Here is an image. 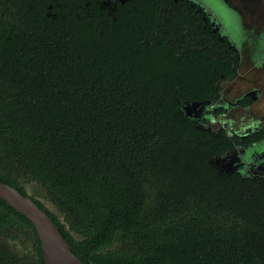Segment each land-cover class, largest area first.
<instances>
[{
	"label": "trees",
	"instance_id": "16d2710c",
	"mask_svg": "<svg viewBox=\"0 0 264 264\" xmlns=\"http://www.w3.org/2000/svg\"><path fill=\"white\" fill-rule=\"evenodd\" d=\"M50 1L0 0V181L84 264H264V177L215 163L263 131L233 142L183 108L216 100L240 63L203 12L142 0L106 24L85 0ZM0 234L32 243L24 258L0 245V264H44L33 224L2 199Z\"/></svg>",
	"mask_w": 264,
	"mask_h": 264
},
{
	"label": "flooded vegetation",
	"instance_id": "af4514ba",
	"mask_svg": "<svg viewBox=\"0 0 264 264\" xmlns=\"http://www.w3.org/2000/svg\"><path fill=\"white\" fill-rule=\"evenodd\" d=\"M45 1L38 0L40 3L43 2V4ZM141 1L85 0V6L90 13L94 12V8L99 9L101 16L107 18L104 20L107 24L108 18L111 16L115 20L118 13L136 10ZM149 1H152V7L154 6L156 9L159 6L157 1L168 3L167 5L175 3L173 5L177 7H180V5L187 6L188 3L198 7L199 12H203V22L208 24L213 40L217 39V42L226 48L228 55H237L239 58L238 72L233 79L224 80L221 83L220 96L214 101H185L183 108L185 111L187 110V114L191 115L210 134L216 137L224 134L232 139L233 142L236 137L246 139L248 137L251 138L252 135L260 131L264 133V125L262 127L250 128L245 132L231 131L225 125H219L218 130H213L214 123L221 124L220 121L228 116L232 122L233 113L236 111H239L238 113L242 111L250 113L249 116L252 119L249 122L256 126L260 123L264 124V98L263 94L258 93L259 88L263 86L259 85L252 88L245 86L246 79V81H252L257 80L255 76H264V60L262 62L264 56L261 57V55H264V43L261 42L264 40V29L260 30L256 25V23L258 25L261 24V18L256 16V13H259L256 8H259L260 12H263L264 4L262 0H212L221 7L225 6L229 12L235 14L233 18L236 22V27L239 26V29H242L238 31L230 30L228 25L214 14L210 6L211 0H144V2ZM58 2V0L50 1L47 8L51 10L54 5H58ZM225 8L224 11H226ZM259 63L263 64L261 69L256 74H251L256 69L252 71L250 66L252 67L254 64ZM196 103L200 104L198 108L194 107ZM223 130L224 133L222 132ZM250 152L252 153L253 160L251 164L247 163L246 160ZM215 163L220 171L227 170L230 173H237L252 180L264 177V136L258 141L243 146H235L233 150L227 151L217 157Z\"/></svg>",
	"mask_w": 264,
	"mask_h": 264
},
{
	"label": "water",
	"instance_id": "95a60500",
	"mask_svg": "<svg viewBox=\"0 0 264 264\" xmlns=\"http://www.w3.org/2000/svg\"><path fill=\"white\" fill-rule=\"evenodd\" d=\"M199 105L196 103L194 107L198 108ZM0 199L33 224L41 243L44 264H84L72 252L71 245L63 237L58 225L31 196H24L14 187L0 181Z\"/></svg>",
	"mask_w": 264,
	"mask_h": 264
},
{
	"label": "rangeland",
	"instance_id": "374dc122",
	"mask_svg": "<svg viewBox=\"0 0 264 264\" xmlns=\"http://www.w3.org/2000/svg\"><path fill=\"white\" fill-rule=\"evenodd\" d=\"M262 3L264 4V0H262ZM211 8L214 11V14H216L220 19H222L229 27L230 30H242L241 28L239 29V26L236 27V22L234 21L233 15L235 16L234 13L229 12L225 6L221 7L220 5L216 4L214 1L211 0L210 3ZM225 10L227 11H224ZM257 12L256 16H258V18L260 19L261 24L257 25V27L261 30H263L264 26V10L263 12H260L259 8H256ZM232 14V15H231ZM264 55H261V57ZM263 58H262V62H263ZM250 66V65H249ZM248 66V67H249ZM263 66V64L259 63V64H254L252 67L250 66L251 70L254 72H252L251 74H256L261 67ZM255 78L257 80H252V81H246L245 80V86L247 88H252L255 86H263L261 88H259V94H263V98H264V76H255ZM263 78V80H262ZM225 83V82H224ZM242 83V82H239ZM228 84V83H226ZM258 94V95H259ZM239 111L234 112V117H233V121L231 122L229 120V116L226 117L224 120H221L220 123H214L213 125V130H218L219 125H225L227 127H229V129L231 131H237V132H245L250 128H255V127H262L264 124L260 123L258 124V126H256L255 124L249 122V120H251V116H249L250 113L248 112H241L238 113ZM237 113V115H236ZM236 119V120H235ZM260 125V126H259ZM26 189L28 191V193L38 199H40L52 212H54L56 215H58V217L63 220V214L61 212V210L56 207L53 202L51 201V199L49 197L46 196L45 190L43 189V187L41 185H39L36 182H27L26 183ZM0 245L5 246L10 248V250H12L14 253H16L17 255H19L20 257H25V255L27 254L28 251L31 250L32 247V243L29 240V238L26 237H21L20 239L14 240L9 236L6 235H1L0 234Z\"/></svg>",
	"mask_w": 264,
	"mask_h": 264
},
{
	"label": "clouds",
	"instance_id": "9594fccd",
	"mask_svg": "<svg viewBox=\"0 0 264 264\" xmlns=\"http://www.w3.org/2000/svg\"><path fill=\"white\" fill-rule=\"evenodd\" d=\"M262 43H264V40L261 41ZM246 160H247V163L251 164L253 163V160H252V153L250 152L248 154V156L246 157Z\"/></svg>",
	"mask_w": 264,
	"mask_h": 264
}]
</instances>
